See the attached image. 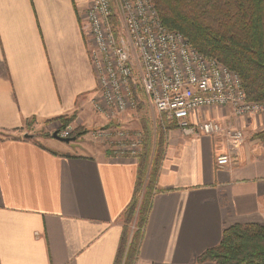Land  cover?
I'll list each match as a JSON object with an SVG mask.
<instances>
[{
    "label": "crops",
    "instance_id": "obj_1",
    "mask_svg": "<svg viewBox=\"0 0 264 264\" xmlns=\"http://www.w3.org/2000/svg\"><path fill=\"white\" fill-rule=\"evenodd\" d=\"M89 0H0V264H113L136 158L114 156L88 133L46 143L9 131L56 123L106 124L82 14ZM132 111L123 112L119 120ZM242 137L166 130L155 193L135 264H216L196 257L235 223L264 224V112L205 110ZM200 117H197V120ZM25 130V129H24ZM55 141V142H54ZM229 153L222 167L216 156Z\"/></svg>",
    "mask_w": 264,
    "mask_h": 264
},
{
    "label": "built area",
    "instance_id": "obj_2",
    "mask_svg": "<svg viewBox=\"0 0 264 264\" xmlns=\"http://www.w3.org/2000/svg\"><path fill=\"white\" fill-rule=\"evenodd\" d=\"M88 3L82 23L97 82L92 107L107 122L90 136L105 143L114 156H133L140 147L141 134H130L123 124L112 132L108 124L135 108L138 90L186 134L239 139V129L203 117L205 110L223 107L237 118L264 112V103L246 98L236 72L216 58H206L180 32L166 28L152 0ZM71 130L69 125L58 134L67 137ZM230 161L229 153L215 159L218 167Z\"/></svg>",
    "mask_w": 264,
    "mask_h": 264
},
{
    "label": "trees",
    "instance_id": "obj_3",
    "mask_svg": "<svg viewBox=\"0 0 264 264\" xmlns=\"http://www.w3.org/2000/svg\"><path fill=\"white\" fill-rule=\"evenodd\" d=\"M162 24L180 32L206 58H216L236 72L246 98L264 103V0H152ZM74 114L49 121L61 130ZM153 142L150 129L136 156L137 170L132 198L121 214L122 233L113 264H135L148 220L152 199L160 190L157 179L166 144V130L174 120L161 115ZM80 127L69 136L86 134ZM51 137V134H45ZM264 141V128L252 135ZM216 264H264V224L235 223L223 229L221 239L196 257Z\"/></svg>",
    "mask_w": 264,
    "mask_h": 264
},
{
    "label": "rangeland",
    "instance_id": "obj_4",
    "mask_svg": "<svg viewBox=\"0 0 264 264\" xmlns=\"http://www.w3.org/2000/svg\"><path fill=\"white\" fill-rule=\"evenodd\" d=\"M137 97L139 99L138 103L135 105V108H132L129 110V112L132 111V113L125 120L126 123H128V125H125V127L127 128V130H129L130 134L136 135L137 133H139L142 136L141 140H140V147L137 149V151L132 156L134 158H136L137 154L141 151V148H142V141L144 140L143 138H145V136H144L145 133H144L143 128L150 129V131H151L150 133H152V136H153V142L154 143L156 142L157 134L159 133L157 123H158L160 116H161L155 110V108L149 102V100L147 98H145L139 90L137 92ZM118 118H119V116H116L114 119H112L108 123L111 126L112 132H114L117 129L118 124H123ZM106 124H104L103 126H106ZM57 128H59V125L56 122L52 125H50V123H49V124L42 125V126H36L34 128H24L25 130L20 129V130L14 131V132L9 131V133H5V134H9V136H14V135H20V136L22 135L23 136L24 133H30V134L34 135L33 138L36 139L38 142L46 143L45 134H51L52 131H54ZM97 128H101V127H96L94 129H97ZM94 129H91L86 133H88L90 136L91 132ZM165 138H166V135H165Z\"/></svg>",
    "mask_w": 264,
    "mask_h": 264
},
{
    "label": "water",
    "instance_id": "obj_5",
    "mask_svg": "<svg viewBox=\"0 0 264 264\" xmlns=\"http://www.w3.org/2000/svg\"><path fill=\"white\" fill-rule=\"evenodd\" d=\"M33 136L34 135L30 134V133H24L23 134L24 138H33ZM51 137L58 140V141L64 142V143H70V142H73L76 140V136H67V137L60 136L58 134V129H55L54 131H52Z\"/></svg>",
    "mask_w": 264,
    "mask_h": 264
}]
</instances>
